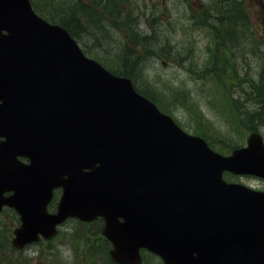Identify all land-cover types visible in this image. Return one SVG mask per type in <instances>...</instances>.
I'll use <instances>...</instances> for the list:
<instances>
[{"label":"water","instance_id":"95a60500","mask_svg":"<svg viewBox=\"0 0 264 264\" xmlns=\"http://www.w3.org/2000/svg\"><path fill=\"white\" fill-rule=\"evenodd\" d=\"M0 138V205L21 216L17 247L68 216H102L116 262L146 246L165 264H264V195L221 178L264 177L260 135L228 157L214 153L27 0H0ZM55 187L63 191L49 216Z\"/></svg>","mask_w":264,"mask_h":264},{"label":"rangeland","instance_id":"374dc122","mask_svg":"<svg viewBox=\"0 0 264 264\" xmlns=\"http://www.w3.org/2000/svg\"><path fill=\"white\" fill-rule=\"evenodd\" d=\"M205 1L207 0H134L131 15L135 16L137 33L140 35L158 33L161 38L168 39V46L177 53L173 57L164 53L146 55L144 63L141 64V86L146 88L150 94H154L156 90H162L168 97L176 93L174 96L179 100V105L173 103L170 107V114L178 121L176 123L188 133L196 130L195 120L190 114L192 112L197 116V111L193 107L195 104L203 116L206 136L216 147L227 149V147L231 148L243 144L248 132L245 129L241 131L237 129V120L232 117L234 113L226 103L223 93H221V102L214 101L211 96V94L216 95L220 92L215 87V80H211V76L214 74L201 76V74L195 73L196 68H202V62L209 58L208 51L212 48V41L204 28L193 25L191 18L193 16L199 18L202 12H209L212 16L221 4L219 3L221 0H211L205 7L203 5ZM243 1L245 6L249 7L251 21L256 24L253 27L252 36L260 41L258 47L260 59L254 57L244 45L238 52L234 50L235 56L232 57V67L235 71V77L230 78L229 82L223 77H217L222 86L227 88L229 94L247 93L244 80H240L239 76L244 78L246 75L250 78L254 76V81H256L259 72L257 70L260 69L261 65H264V60H262V52H264V0ZM241 36L240 39L235 40L232 47L237 48L238 44H241ZM80 40L85 42L82 38ZM115 41L131 42L124 30L115 36ZM114 47L115 45L112 43L110 48L114 49ZM93 53L102 56L98 52L93 51ZM223 53H225L224 50ZM107 61L109 62L111 59L108 58ZM146 80L149 82L146 83ZM228 85L234 87L231 88ZM248 88L251 89V87ZM238 100L239 102L241 100V107L244 110L249 108L245 106L243 97H238ZM200 128L203 131V128ZM259 128L264 137V122ZM226 179L264 190V182L256 178L226 177ZM64 226H73V222H68ZM44 252L43 247L32 246L27 248L24 254L32 258V261L27 259V264H43L45 261ZM64 255L68 257L69 262L71 259L69 250H65ZM57 257L61 264L60 253ZM97 261L101 263L100 259ZM148 264H158V262L153 260Z\"/></svg>","mask_w":264,"mask_h":264},{"label":"trees","instance_id":"16d2710c","mask_svg":"<svg viewBox=\"0 0 264 264\" xmlns=\"http://www.w3.org/2000/svg\"><path fill=\"white\" fill-rule=\"evenodd\" d=\"M33 9L52 23H57L64 27L68 33L75 39L82 38L84 40L91 39L94 41L92 52L102 54L104 66L112 73L119 76L130 77L133 81L136 90L144 95L149 100L155 102L160 110L170 114L172 104L179 105V100L174 96L168 97L162 90L155 91L150 94L146 88L141 86L142 77L140 74L141 64L144 63L146 55L150 53L166 54L169 56L177 55L168 46V39L161 38L158 33H143L138 34L135 30L136 19L131 15L133 11L134 0H30ZM248 8L244 9L243 2L238 0H224L220 5L216 14L218 16L210 17L205 13L202 21L197 20V25L205 28L206 33H209L213 41L211 50L208 51L209 58L202 62V68H196L195 73L214 74L211 80L217 81V77L225 78L228 75H234L232 67V57L235 56L234 50L238 52L244 45L246 49L256 58L260 59L259 45L255 38L248 42L238 44L237 48L232 47L235 40L243 38L251 33L250 17ZM239 22L241 28L237 27ZM109 29H104L105 25ZM219 29V30H216ZM91 30V32H90ZM125 31L132 43H124L123 41H115V36L118 33ZM244 32V33H243ZM94 33V34H92ZM109 33V34H108ZM95 36V37H94ZM247 38V37H246ZM116 43V49H111L110 45ZM222 50L225 51L220 57ZM100 56V55H99ZM111 61H107L108 58ZM262 60H264V52H262ZM193 65V64H190ZM194 66V65H193ZM264 65L260 66L258 78L256 81L247 77L244 78L248 87L257 92L255 95H250L258 101L256 108L245 111L235 105L240 123L249 131H257L259 124L264 119ZM149 81L146 80V83ZM138 83V85H137ZM169 98V99H168ZM250 98V97H249ZM168 100V101H167ZM234 105V104H233ZM196 107L197 116L202 119L200 110ZM236 145L234 147H238Z\"/></svg>","mask_w":264,"mask_h":264},{"label":"flooded vegetation","instance_id":"af4514ba","mask_svg":"<svg viewBox=\"0 0 264 264\" xmlns=\"http://www.w3.org/2000/svg\"><path fill=\"white\" fill-rule=\"evenodd\" d=\"M8 209V208H2ZM65 221L57 228L56 235L48 241V253L54 258L56 261L55 256L60 253L61 262H65L68 260V257L64 255L65 250H69L70 257L76 258L81 250L88 248H93L97 250L101 255L108 254L109 244L107 241L102 237L100 233L101 225L95 224H86L87 226H82L83 232H76L77 227L73 229L71 226H64ZM85 225V223H82ZM75 234L76 238L72 241L71 236ZM84 235V236H83ZM86 235V236H85ZM70 245V246H68ZM107 248V252H106ZM144 250L140 251V263L139 264H148V253L143 252Z\"/></svg>","mask_w":264,"mask_h":264},{"label":"bare ground","instance_id":"6f19581e","mask_svg":"<svg viewBox=\"0 0 264 264\" xmlns=\"http://www.w3.org/2000/svg\"><path fill=\"white\" fill-rule=\"evenodd\" d=\"M14 253H17V252H14Z\"/></svg>","mask_w":264,"mask_h":264}]
</instances>
